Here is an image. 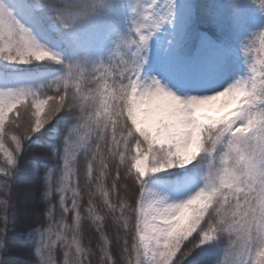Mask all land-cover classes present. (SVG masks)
Masks as SVG:
<instances>
[{
  "label": "snow or ice",
  "instance_id": "obj_1",
  "mask_svg": "<svg viewBox=\"0 0 264 264\" xmlns=\"http://www.w3.org/2000/svg\"><path fill=\"white\" fill-rule=\"evenodd\" d=\"M156 2L135 0L129 35L119 37L106 59L84 67L65 63L59 53L37 41L24 21L46 32L45 20L55 19L73 31L76 48L87 53L104 43V32L81 41L74 26L106 6L105 0H81L78 6L66 0H0V59L16 64L51 61L65 68L63 75L48 81L49 92L21 86L0 89V264H93L95 253L82 242L84 219L91 220L99 234L97 264H183L218 233L228 234L231 245L223 264H264V59H253L254 50L264 51V30L243 49L248 58L245 78L212 95L181 99L158 80L141 79V49L166 19L154 14ZM254 2L264 10V0ZM205 109L223 115L213 118ZM61 112L72 123L61 133L62 147L44 153L63 162L57 165L60 175L54 180L49 168L43 177L48 205L43 215L54 220L55 193L60 220L55 227H44L36 215L40 226L28 233L33 259L22 260L10 245L9 226L15 232L20 214L8 213L14 207L10 193L24 164L21 153L45 125L59 123ZM205 151L212 159L203 186L188 198L170 201L146 186L149 173L187 166ZM80 157L87 162V185L94 189L87 194V217L80 210ZM21 178L40 187L36 172ZM97 195L102 209L95 203ZM106 216L117 230L119 261L104 232ZM58 250L62 259L57 258Z\"/></svg>",
  "mask_w": 264,
  "mask_h": 264
},
{
  "label": "trees",
  "instance_id": "obj_2",
  "mask_svg": "<svg viewBox=\"0 0 264 264\" xmlns=\"http://www.w3.org/2000/svg\"><path fill=\"white\" fill-rule=\"evenodd\" d=\"M125 1L105 0L106 6L97 7L95 15L89 16L83 23L78 22L74 26L75 34L80 37L81 41L94 37L97 31L102 30L104 32V43L101 46L92 48L87 53L76 48L72 41L73 31L63 29L55 19L49 18L45 20V24L48 26L47 36L35 31H32L33 35L42 45L51 44V47H54V51L61 55L65 63L69 65L79 63L84 67H89L98 59H106L108 52L115 46L119 37L128 35L125 26L128 13ZM66 3L69 6H78L81 0H66ZM192 8H194L193 14L189 18V22L184 26L181 44L176 48H172L168 38L163 37L160 42H154V53L164 56L172 50L173 53H176L181 58L188 57L193 53V48L198 43V37L203 33L214 46L221 49L243 50L255 33L264 30V10L254 0H192ZM25 27L32 29L27 23ZM259 48L260 45L257 40V49ZM253 59L254 62L264 59V51H259L257 54V50H254ZM145 68L146 65L143 62L141 74ZM64 73L63 64H56L51 61L16 64L0 59V89L21 86L49 92L50 90L47 88L48 81ZM41 86L44 87L41 88ZM58 119L59 123L53 121L45 125L41 132L36 133L32 138L34 143L26 152L21 153L22 157H24V164L20 173L17 174V184L14 185L10 193V204L14 207H10L8 213L9 215L13 211L20 213L14 225L15 232H12L13 226H9V234L12 239L10 245L17 250V254L22 260L31 261L33 259L34 246L28 233L30 228L40 226L36 221V215L40 214L44 227H47L49 223H52L53 227H55V224L60 220L59 197L55 193L52 197V204L56 206L53 212L54 220L49 221L43 215L48 207L43 200V192L45 190L43 177L47 175V170L52 168L54 170L53 179H58L60 171L57 165L59 163L62 166L63 163L62 161L57 162L54 158H50L44 153L50 152L52 146L62 147L63 135L61 133L66 132L72 123L64 112L59 114ZM53 129H57V131H53ZM208 159L209 154L206 151L202 152L197 160L189 164L186 169L174 171L175 174L179 175V183L181 184L188 174L200 175L201 173L197 171L198 167L208 163ZM2 162L3 154L0 153V163ZM77 167V179L82 196L80 210L82 216L87 217V194L89 190L94 189L87 185V162L83 157H80ZM33 172H36L41 177L39 188L30 179L21 178L23 176L31 177ZM165 173L161 171L149 173L144 179L148 182L154 177L164 176ZM110 185L111 181H107L106 186L110 187ZM0 198H3L2 194H0ZM95 203L98 209L103 208L102 198L99 195L96 196ZM70 204L71 201L69 200ZM3 214V208H0V216H3ZM67 220L70 224L71 215L67 217ZM104 232L110 237L112 241L111 251L119 261L121 248L116 244L117 230L110 216L105 217ZM81 233L84 246L86 248L90 247L95 253L91 258L93 264H97L99 260V248L97 247L99 234L96 232L91 220H82ZM120 235L122 236L123 233L121 232ZM36 238L38 239L39 237L37 236ZM127 238L129 244H131L132 234L130 233ZM230 248L228 234L218 233L215 240L195 249L183 261V264H223L227 259ZM57 258L62 259V253L59 250Z\"/></svg>",
  "mask_w": 264,
  "mask_h": 264
},
{
  "label": "rangeland",
  "instance_id": "obj_3",
  "mask_svg": "<svg viewBox=\"0 0 264 264\" xmlns=\"http://www.w3.org/2000/svg\"><path fill=\"white\" fill-rule=\"evenodd\" d=\"M135 0H126V10L127 19H126V33L130 32L131 28V19L134 17L135 13L133 12V5ZM150 2V0H145V3ZM194 8H192V0H171V3H168V0H157L156 4L153 5V12L157 15H166V19L161 23L159 29H153L152 34L148 40L146 48L141 49V56L145 59L144 63L146 65L145 70H143L141 76L142 80L150 82L152 79L158 80L166 90L170 91L177 97L181 99H188L190 97H196L193 91V86L189 84V70L192 65V57L195 53L197 46L201 45L202 49L213 48L214 50L221 51H212L208 54H204L203 60L205 63H210L211 60H218L220 62H225L228 67L219 69L209 67L208 73L201 77L202 82H200L199 97L205 95H212L214 92L223 90V88L233 83L234 77L240 76L241 79L245 78L247 75L248 67L245 53L243 50H231L225 51L217 47H213L210 40L203 34L198 38V44L193 50V54L190 57H180L176 53H173L172 50L164 56L154 53L153 45L154 42H160L163 37H167L172 48H176L181 44V40L184 33V26L189 22V18L193 14ZM28 24L35 32H41L42 35L47 36L45 30H37L32 26V23L29 21H24ZM127 35V36H128ZM47 47L54 50V47H51V44H46ZM197 62L194 60V63ZM199 63H196L198 65ZM213 69V70H211ZM204 114L211 116L213 118L223 115V111L209 110L205 109ZM212 157L209 156L207 160L208 163H205L204 166L199 168V173L201 176L194 177L188 175L185 180L180 185L179 176L175 174L176 170H184L187 166L178 167L174 166L171 168L162 169L161 172H166L164 176H157L154 179H151L147 182V187L153 192L159 193L168 197L170 201H179L186 199L189 196L193 195L203 186V177L207 172L209 161ZM26 200V199H25ZM227 255V259H228Z\"/></svg>",
  "mask_w": 264,
  "mask_h": 264
},
{
  "label": "bare ground",
  "instance_id": "obj_4",
  "mask_svg": "<svg viewBox=\"0 0 264 264\" xmlns=\"http://www.w3.org/2000/svg\"><path fill=\"white\" fill-rule=\"evenodd\" d=\"M212 51H218L219 53L221 51L219 50H214L213 48H209L208 50L204 48V50L202 49L201 45H199L196 49H195V53L193 54V57H192V65L190 67V77H189V84L193 86V91L195 93V96L196 97H199L198 94H199V90H201L200 88V81L201 80V77L205 76L208 71H209V67H212V68H219V69H222V68H225V67H228L229 65L227 66H224L226 65V63L224 62H220L218 60L215 59L214 60H211L210 63H205V59L203 60L202 58L204 57V54H208L209 52H212ZM194 60H196L197 62L194 63ZM196 63H199L198 65H196ZM213 70V69H211ZM237 80H241V77L238 76V77H234L233 79V83L236 82Z\"/></svg>",
  "mask_w": 264,
  "mask_h": 264
}]
</instances>
